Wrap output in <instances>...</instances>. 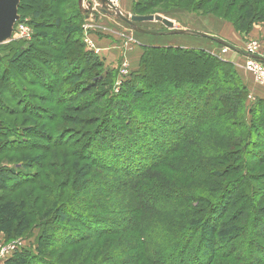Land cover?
Segmentation results:
<instances>
[{
    "label": "trees",
    "instance_id": "1",
    "mask_svg": "<svg viewBox=\"0 0 264 264\" xmlns=\"http://www.w3.org/2000/svg\"><path fill=\"white\" fill-rule=\"evenodd\" d=\"M66 1L46 0L54 9L51 15H56L55 18L53 16L54 21L52 22L48 19L51 18V15L44 17L40 10L32 12L29 17L30 24L35 31L46 28L54 29L55 32L51 37H46L45 34L40 36L36 34L30 41L9 42L3 48L5 56L1 57L3 54H0V69H3L0 70V91L5 87L7 89L5 93L10 96V99H12L11 96H13V99L15 98L16 91L23 93L22 96L24 97L20 98L21 100L19 99L16 108L12 109L14 111L11 112L26 115L25 121L32 122V124L23 125H9L0 122V138L3 139L0 142V155H3V153H26L32 151V149L44 151L41 156L37 157L35 166L31 165V160L21 163L14 161L9 163L8 158L2 157L7 162L2 164L7 167L0 166V192L3 193L0 195V228L3 226L1 231L4 233V242H11L14 235L29 237V231L32 228L38 227L39 230L36 235V241L39 243L38 258L33 255L34 253L30 249L25 248L20 252L21 255L18 260L9 261V263L25 264L26 259L36 258L38 264H56L51 260L48 261L51 255L55 256V260L58 261L62 257V253L68 252L66 250L94 241L95 243L87 246V248L93 246L92 249L95 246L97 247L94 254L99 256H104L107 252L110 254V252H113L112 248L119 244L124 252H128L126 259L133 258L134 264H264V193L254 194L257 193L254 184H259L260 179L258 180L254 175H249V169L246 165H244L243 171H241L242 166H232L229 173L236 174V178H232L227 183L217 184L216 181H212V183H208V185H212L208 187L205 193L202 190L196 194L187 192L185 187H194L193 180L196 175L187 171L188 175L186 177L184 172L176 171L178 167H174L175 164L171 167V157L179 150L180 146H175L166 156L157 155L158 159L156 156L157 160H152L146 166L149 171H145L142 175L132 174L136 172L130 170L136 168L131 161L132 157L137 156L139 151V148L134 145H142L144 142L133 141L134 145L130 148L119 147V153H113L111 163L105 162L106 164L102 163L103 160L99 159L93 162L92 159L83 158V155L78 157L77 153H74L80 161L102 164L107 167L106 170L118 171L122 175L121 179H125V184L130 183L124 189L131 191L134 197L133 202L130 204V210H132L130 215L133 214V211L134 215H132L133 218L128 228L122 227L119 221L114 223L108 219L109 217L99 216L89 211L84 214H77L74 211L79 217V221L70 219V216L68 217L64 211L57 216L55 222H50V215L46 214L48 213L47 210L42 215L40 210L35 208L40 201L44 204H50L52 202L51 197L54 196L55 198L53 189L56 186L55 180L62 177V167L60 165L66 163V160L62 164L50 163L52 160L48 153L51 148L38 149L39 141L33 135L35 132H40L41 138L39 140L43 139V142L49 144V141L42 134L51 133L52 128L48 125H42V122L47 121V119L50 121L55 113H52L51 109L45 104L46 102L53 105L64 104L62 99L57 100L55 98L56 92L58 95L63 93L62 89L64 88L61 87L60 83L66 85L69 82V88H73V90L66 92L67 96L70 94V107L65 113L68 115L62 116L61 120L65 124L70 123L71 126L80 125L81 127L83 125L86 127L93 126V123L102 125L115 118L117 116L115 113L118 111H128L131 114L132 110L128 108L127 104H124V95L127 94L130 98L141 101L145 98L146 92L156 90L155 87L157 86L154 87L152 84L167 83V86L172 85L173 89L180 90L183 89L184 84H190V88H195L198 81L203 83L201 87L208 86L213 81H220L219 86L221 84L224 91H227L226 97L222 95L221 98L222 101H225L222 103L223 106H220L224 114H228V111L233 110V108L236 110L237 107H245L247 101L248 91L245 86L239 84L236 89L232 88L233 85L232 87L229 86V84H234V81L228 73L231 70L228 64H224L214 56L211 57L199 50L195 52L191 49L177 47H168L164 50L155 47L144 49L140 59L139 76L125 83V91L122 90V87L119 95H111L110 78L107 76L109 72L104 69L103 61H100L98 56H95L92 52L86 51L80 40L79 28L82 22L80 10L76 8L74 22L68 18L62 20L57 15L58 12H61V17L73 14L72 8L70 10L64 8L67 5ZM152 1L162 4L164 2L163 0H145V3L141 4V8L135 11L136 17L147 15L144 12L151 11V6H148L152 4ZM177 1L182 2V0ZM185 1L187 6L183 9L196 11L214 0L197 4L190 0ZM259 2L264 4V0ZM162 13L166 14L165 11ZM254 18V16H251L250 20L253 22ZM256 21L260 22L262 19L259 18ZM139 23L135 24L137 29L148 31L140 27ZM66 25L73 27L64 30ZM60 27L62 30L56 32ZM249 27L248 25L244 28L241 27L242 30H240L241 28L238 30L247 33L251 30ZM190 32L192 34L188 35L195 37H198L197 33H200L198 31ZM158 35H162V33ZM211 38L207 40H211ZM36 42L40 45L38 49H34ZM40 48L44 49L41 50ZM162 51L164 52L162 53ZM183 54L196 60L192 63L193 65H189L191 70H194L198 62L203 63L204 66L199 69L201 70L200 75L195 74L194 77L192 75L188 77L183 74L181 76L175 75V78L174 76L170 79L168 77L169 81L166 78L163 79L157 71V64L160 63L159 56L164 55L162 56L163 59L172 58L173 60V57ZM60 63L63 67L61 69L59 67ZM218 69L223 71L221 78H216L214 74V71ZM210 71L212 73H209ZM61 72L66 77L61 78ZM85 74H87L88 79L83 82L82 77ZM103 75L107 78L105 79ZM19 79L25 85L28 84L31 87L37 85L36 88L46 92L47 96H34V94L27 93L26 88L21 83L18 87L15 86L14 83L18 82ZM138 80L143 81L145 85L150 83L147 89L136 91L135 83ZM232 97H234L233 101H231ZM102 98L104 100H101ZM10 99L1 98L0 106L3 100L7 103ZM262 104H264L263 100H258L257 105L261 106ZM178 107L180 105H177ZM186 110L187 108L184 107L183 111ZM229 113L232 114L233 112ZM46 115L48 116L45 118ZM84 117H89L86 118L88 121H85ZM135 119H129L130 130L134 123L135 132L131 130V133L139 136V140H142L144 135L142 133H144L145 128L140 129L138 123L136 126ZM161 123L154 125V128L162 127L163 123ZM249 124L245 123V127L250 131L251 129L248 126H251V121H249ZM112 126H114V123ZM261 129L264 130V128ZM101 130L104 129H99L98 134ZM116 130L118 129L116 128ZM164 138L160 139V144L165 142ZM96 140H99L98 138H95L94 141L99 142ZM63 143L50 142L54 145L51 146L52 148L62 147ZM246 147H248V143L245 141L242 151L244 156L246 155ZM117 149L115 148V152ZM84 151L83 149V153ZM133 153L134 156H132ZM179 153L181 152L179 151ZM232 153L234 155L233 159L239 161L238 156L240 154H237L238 152ZM226 154L230 155L231 153ZM66 156V154H63L61 157L68 158ZM73 156L71 154V157ZM52 159H57V153L52 155ZM19 165L20 167L17 168ZM56 167L59 169L55 173L53 171ZM157 170L159 172H156ZM88 172L85 171L82 176L85 177ZM216 172L208 174L213 175V177L218 175L225 180L226 174ZM65 184H63L62 189H60L61 184H57L56 190H64ZM262 184L264 185V183ZM120 185L123 184L114 180L113 184L109 185L111 187L109 188L110 192H114V189L117 190ZM260 186L262 185L260 184ZM185 193H187V196ZM230 193V199L225 200L226 195ZM156 196L158 199L155 198ZM187 203H191V206H188ZM192 204L194 205L192 206ZM70 214L73 213L70 212ZM72 223L78 225V228L70 230L68 226ZM47 229L52 230L50 235ZM65 234L71 235V238H65ZM104 240H108L109 245L104 244ZM130 240L133 243L129 247H125V244ZM47 241H53L56 246H60L57 250H53L49 247L50 243ZM92 249H88L89 252ZM253 254L258 257H253ZM40 255L46 258L49 256V259H46L49 263H46ZM56 255L58 256L56 257ZM73 262L84 264L86 258H80V260H74Z\"/></svg>",
    "mask_w": 264,
    "mask_h": 264
},
{
    "label": "rangeland",
    "instance_id": "2",
    "mask_svg": "<svg viewBox=\"0 0 264 264\" xmlns=\"http://www.w3.org/2000/svg\"><path fill=\"white\" fill-rule=\"evenodd\" d=\"M108 1L109 0L106 2H103L102 0H67V5L64 8L69 10L72 8L73 14L61 17V12H58L57 15H59L62 20H64L63 18H68L74 22L73 18L76 16V8L80 10L79 12L82 16V22L79 28L80 40L86 51L92 52L95 56H98L100 61H103L104 69L109 72L107 76L110 78L111 95H119L122 87V90L125 91V83L139 76L140 59L144 49L155 47L164 50L168 47H177L181 49H191L195 52L199 50L211 57L214 56L224 64H228L230 66L229 68L232 70L228 73L232 76L234 81V84H229V86L232 87L233 85L234 87L232 88L236 89L240 84L247 88V107L245 106L247 109L245 110V107H237L236 110L234 108L233 110H229L228 114L223 113L220 106H223L222 103L225 101H222L221 98L222 95L226 97L225 94H227V91H224L221 84V87L219 86L220 81H213L212 84L204 87H201L203 83L198 81L195 84V88H190V84H184L183 89L180 90L173 89L172 85L167 86V83H159L155 85L152 84L154 87L157 86L155 87L156 90L146 92L145 98L141 99V101L132 99L127 94L124 95V104H127L128 108L132 110L131 114L128 111H118L115 113V115H117L115 118L108 120L102 125L100 123H93V126L87 127L85 125L82 127L80 125L71 126L70 123H63L61 118L64 115H68L65 113L68 110V107H70V94L67 96L66 92H68V90H73V88L70 89L68 86V81L70 79L66 81L68 82L66 85L60 83L61 87L64 88L62 89L63 93L58 95L56 92L55 98H57V100L62 99L64 104L53 105L50 102H46L45 104V106L51 109L52 113H55L50 121L47 119V121L42 122V125H48L52 128L51 133L45 134L43 132L44 134H42L44 138L49 141V144L43 142V139L39 140V138H41L40 132H35L33 135L34 138L36 136V140L39 141V146H37L38 149H44L46 147L51 148L48 153L52 160L50 163L62 164L65 160L66 163L65 165H60V167H62V177L56 178L55 180L56 186L53 187L55 198L54 196L51 197L52 202L50 204H44L40 201L35 208L39 209L40 214L42 213V215L47 210L48 213L46 214L50 215V222H55L57 216L64 211L68 217L70 216V219L79 221L80 219L74 211L77 212V214H84L89 211L90 213L99 216L102 215L109 217L108 219L111 220V222L118 223L119 221V224H122V227L128 228L133 218L132 215H134V211L133 214L130 215V212L132 211L130 210V204L133 202L134 197L131 191L124 189L127 188L130 183L125 184V179H121L122 175L118 171H111V169L106 170L105 168L107 167H105V165H98L93 162L94 160L96 161L100 159L103 160L102 163L104 164H106L105 162L111 163L110 160L113 159V153L118 154L119 147L122 146L125 148L132 147L134 145L133 141L144 143H142V145H134L139 148V151L137 152V156H134V153L132 154L134 157H132L131 162L134 167H136L130 170L131 172H136L132 174L142 175L145 171L148 172L149 170L146 166H148L149 162L152 160H157V155L160 154L159 156L161 157L166 156L175 146H180L179 150L171 157V167L175 164L174 167H178V170L176 171L184 172L185 176L188 175L187 171L193 172V174L196 175V178L193 180L194 187H185L187 192H193L196 194L202 190L203 193H205L208 187L212 185H208V183H212V181H216L217 184L224 182L227 183L232 178L237 177L236 174L229 173L232 166H242L241 171H243L244 165H246L249 169V175H254L258 180L260 179L261 182H259V184H254L256 187L255 191L257 192L254 194L259 195L260 192L264 193V185L262 184L264 183V130L261 129L264 128V104L261 106L257 105L258 100H263L264 102V86L255 84L254 77H252V71H249L248 69V63L252 62H249L244 56L242 57V55L239 56L237 53L230 50V48L222 47L218 42L222 41L223 43H227L228 41L243 48V50L253 49V51L256 50L258 53H264V4L260 3V0H214L209 4L204 5L205 7L201 9L188 11L183 9V7L187 6L185 0H182V2H178L177 0H163V4L158 3L157 1H152V4L148 6H151V11L144 12L147 14L145 16L156 15L171 20L174 23L175 30L185 29L193 32L198 31L207 34L210 38L212 37L211 40H207L201 36L195 37L188 34H170L172 31L167 30L163 24L157 21L153 23H139V26L152 33H162V35L151 36L140 32L138 33L133 31V29L126 23L121 22L117 17L108 16L101 12V8L106 7V9H110L107 4ZM110 1H112L115 7L125 16H137L135 11L138 8H141L142 3H145V0ZM190 1L197 4L206 3L209 0ZM17 6L18 21L13 26L11 37L8 42L0 44V54H3V51H5L3 48L9 44V42L30 41V39L36 34L39 36L45 34L46 37H51L55 32V30L51 28L35 31L30 24L31 20L29 17L32 12L40 10L44 14V17H49L48 15H51V13L54 12V9L46 2V0H18ZM164 11L166 14L162 13ZM110 12H113V10L110 9ZM53 16L55 18L56 15H51V18H48L51 22L54 21ZM251 16L255 17L253 22L250 20ZM259 18L262 19V21L257 22L256 20ZM19 24H25L29 29L31 34L30 39L19 40L18 36L15 35V29ZM248 25L250 26L249 28H251L249 32L243 33L238 30L241 27L244 28ZM71 27L73 26L66 25L64 26V30L70 29ZM60 30H62L61 27L56 30V32ZM240 30H242V28ZM84 39L89 40L92 47H90L89 43L84 42ZM101 41L105 44L104 48L99 47L98 45ZM124 44L127 45L126 48ZM39 47V43L36 42L34 49H38ZM40 49L43 50L44 48ZM106 50H111V53L106 55L107 59L101 58L98 53L100 54ZM163 52L164 51H162V53ZM3 56H5V54L1 57ZM162 56L164 55L159 56L160 63L157 64V71L163 79L166 78L168 81L170 77L174 76L175 78V75L181 76L185 74V76L190 77L192 75L194 77V75L197 74L199 76V72L201 71L199 69H202L204 66L203 63L200 64V62H198L194 70H191L189 65L196 62V60L191 59L190 56L184 54L173 57V60L172 58H164V60ZM121 65H125L127 68V73H125V75L119 73ZM59 67L60 69L63 68L61 63L59 64ZM209 73L212 72L210 71ZM214 74L216 75V78H221L223 71L218 69L214 71ZM60 77L64 78L66 76L61 72ZM104 78L106 79L107 77L104 76ZM87 79V74L83 75L82 81L84 82ZM12 81L13 80L11 79V82ZM140 81L141 80H138L135 83L136 91H139L140 89L145 90L150 84L147 83L145 85L143 81ZM19 83L26 88V92L29 94H34V96H47L46 92L36 88L37 85L34 87H31L28 84L25 85L20 79L18 82H15L14 85L18 87ZM5 89L6 88L4 87L0 91V100L1 98L10 99V96L5 93L7 92V89ZM58 89L60 90L61 88ZM15 93H17L15 98L13 99V96H11L12 99L7 101L8 104L3 100V106H0V122H5L9 125L32 124L30 121H25L26 115L23 116L11 112L14 111L12 109L16 108L19 99L24 97L22 96L23 93L20 91H16ZM101 100L104 99L102 98ZM233 100L234 97L231 98V101ZM177 105H180V107L177 108ZM4 107L7 109L5 110ZM184 107L187 108L186 111H183ZM229 112L233 113L230 114ZM47 116L48 115H46L45 118ZM135 116L138 119H135ZM129 117L135 119L136 126L138 123L140 129L142 127L145 128L143 131L144 133H142L144 135L143 137L141 136L142 140H139V136L131 133V130L135 132V129L133 123L130 130ZM86 118L89 117H84L83 119L88 121ZM249 121H251V126H248L249 129H251L250 131L245 127V123L250 125ZM160 122L163 123V126L155 129L154 125ZM113 123L114 126H112ZM115 127L118 130H116ZM99 129L104 130H101L98 134ZM95 138H98L99 140L96 141L99 142H95ZM162 138H164L165 142L160 144L159 142ZM2 140L3 139L0 138V142ZM55 141L64 143L62 147L57 146L52 148L54 145L50 144V142L54 143ZM245 141L248 143V147H246V155L244 156L242 151L245 146ZM115 148H118V152L117 150L115 152ZM83 149L85 150L84 153ZM179 151L181 153L178 154ZM75 152L78 157L83 155V158L92 159L94 166L92 163L80 161L76 158L74 154ZM232 152H238L237 154H240V156H238L239 161L233 159L234 155ZM43 153V150L34 149L19 154L3 153V155H0V166L4 167L6 165L2 164L7 163L2 157L8 158L9 163H12V161L21 163L23 161L27 162L31 160V165L35 166L37 164V157L41 156ZM55 153H57L56 160L52 159V155ZM226 153L231 154L227 155ZM63 154H66V157L68 158L61 157ZM71 154L74 156L71 157ZM19 167L20 165L17 168ZM58 169L59 168L56 167L55 170L52 171L56 173ZM34 170L35 169H33V171ZM85 171L89 172L84 177L82 175H84ZM215 171L226 174L225 180L218 175L213 177L211 174ZM156 172L159 171L157 170ZM114 180L123 185L118 186L117 190L114 189V192H110L109 188L111 187H109V185H112ZM64 183H66L64 185V190H56L57 184H61L60 189H62ZM260 184L262 186H260ZM1 194L3 193L0 192V195ZM185 195L187 196V193H185ZM57 196L60 197L58 198ZM230 196L231 193L227 194L225 200H229ZM155 198H157V196ZM187 204L188 206H191V203ZM193 205L194 204H192V206ZM64 207L66 208L64 209ZM70 212L74 215H71ZM2 228L3 226L0 228V238L5 240L4 233L1 231ZM68 228L70 230H72V228L76 229L78 228V225L72 223ZM38 232V227L32 228L29 231V237L14 235L11 242L14 240L23 241V249H30L31 252L34 253L33 255L38 258L37 250H39V243L36 241V235ZM51 233L52 230H49L48 234L50 235ZM65 238H71V235L68 236L65 234ZM47 242L50 243L49 247L53 250H57L59 248L58 246H60H56L53 241ZM92 243L95 242L93 241L89 244ZM132 243L133 241L130 240V242L125 244V247H129ZM89 244H82L81 246L72 247L71 249L66 250L68 252L62 253L63 255L61 254L62 257L58 261L55 260V256L53 255H51L50 259L49 256L46 258L45 254V256H40L46 263H49L46 261V259H49L48 261L51 260L56 264H75L73 261L80 260V258H86L84 264H134L133 258L126 259L128 257V252H124L119 244H117L115 248H112L113 252H110V254L107 252L104 256L94 254L97 247L95 246L93 249V246L87 248ZM104 244L109 245L108 240H104ZM88 249L92 250L89 252ZM21 251L22 249L17 251L7 263L11 264L9 261L18 260ZM58 255H56V257ZM253 257L257 258L258 256L253 254ZM36 258L26 259L24 263L33 264L36 262L35 264H38Z\"/></svg>",
    "mask_w": 264,
    "mask_h": 264
},
{
    "label": "water",
    "instance_id": "3",
    "mask_svg": "<svg viewBox=\"0 0 264 264\" xmlns=\"http://www.w3.org/2000/svg\"><path fill=\"white\" fill-rule=\"evenodd\" d=\"M103 2H106L107 0H102ZM17 3L18 0H0V44H4L8 42L9 38L11 37L12 29L14 24L18 21L17 20ZM112 2H107L110 9L113 10V12H110V9L101 8V12L105 15L115 16L117 17L121 22L126 23L129 25L133 31L136 32H142L147 35H158L156 32H150L143 29H137L135 27V24L148 22H160L163 24L167 30H171V34L174 35H182V34H192L190 31L182 29V30H175L174 29V23L169 19H164L160 16H125L123 15L116 7L115 5L111 4ZM194 34V33H193ZM202 38H210L207 34L204 33H197ZM222 46L226 47L229 46L227 43H223L222 41H218ZM257 57H254V59ZM264 62V60H262Z\"/></svg>",
    "mask_w": 264,
    "mask_h": 264
},
{
    "label": "built area",
    "instance_id": "4",
    "mask_svg": "<svg viewBox=\"0 0 264 264\" xmlns=\"http://www.w3.org/2000/svg\"><path fill=\"white\" fill-rule=\"evenodd\" d=\"M15 35L18 36V39H30L31 34L29 29L25 26V24H19L15 29ZM84 42L91 44L89 40L84 39ZM92 51V50H91ZM243 56L252 63H248L249 71H252V77H254L255 84L260 86H264V53H258L256 50L247 49L243 50ZM254 57H257L254 59ZM119 73L125 75L127 73V68L125 65H121ZM24 248V242L19 240H14L12 242H4L0 241V264H6V262L15 255V253Z\"/></svg>",
    "mask_w": 264,
    "mask_h": 264
},
{
    "label": "crops",
    "instance_id": "5",
    "mask_svg": "<svg viewBox=\"0 0 264 264\" xmlns=\"http://www.w3.org/2000/svg\"><path fill=\"white\" fill-rule=\"evenodd\" d=\"M220 39H221V38H220ZM221 40H223V39H221ZM224 41H225V40H224ZM225 42H226V41H225ZM227 43L229 44V46H226V47L230 48V50L234 51V52L237 53L239 56L242 55V57H243V48H241V47H239V46H237V45H234L233 43H230V42H228V41H227ZM98 45H99V47H102V48L105 47V44H103V41L99 42ZM124 46H125V48L127 47L126 44H124ZM222 47H224V46H222ZM241 50H242V51H241ZM240 51H241V52H240ZM109 53H111V50H110V51L106 50V51H104V52H101L100 54L98 53V55H100L101 58H105V59H107L106 55H108ZM240 53H241V54H240ZM258 94H259V93H258ZM0 241H4V239H3V238H0Z\"/></svg>",
    "mask_w": 264,
    "mask_h": 264
},
{
    "label": "bare ground",
    "instance_id": "6",
    "mask_svg": "<svg viewBox=\"0 0 264 264\" xmlns=\"http://www.w3.org/2000/svg\"><path fill=\"white\" fill-rule=\"evenodd\" d=\"M108 2H112V1L109 0ZM111 4H113V3H111ZM113 5H114V4H113Z\"/></svg>",
    "mask_w": 264,
    "mask_h": 264
}]
</instances>
